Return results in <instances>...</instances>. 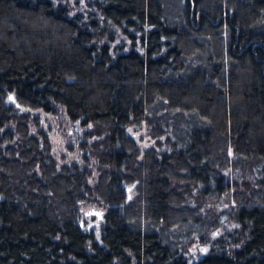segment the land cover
I'll return each instance as SVG.
<instances>
[{"label":"trees","instance_id":"16d2710c","mask_svg":"<svg viewBox=\"0 0 264 264\" xmlns=\"http://www.w3.org/2000/svg\"><path fill=\"white\" fill-rule=\"evenodd\" d=\"M0 264H264V0H0Z\"/></svg>","mask_w":264,"mask_h":264},{"label":"rangeland","instance_id":"374dc122","mask_svg":"<svg viewBox=\"0 0 264 264\" xmlns=\"http://www.w3.org/2000/svg\"><path fill=\"white\" fill-rule=\"evenodd\" d=\"M33 118H38L40 122V127L48 135L50 142L52 144V151L54 157L57 159L60 166L62 165H71L77 164L81 167H84V155L86 154L82 148V139H83V130L77 125L73 124L66 114L63 111H60L57 114H47L43 111H32ZM33 133L36 134L37 127L32 125ZM131 131V130H130ZM132 136L137 140L139 147L142 150H145L149 147L154 146L155 142L147 137L146 131L142 132H132ZM164 151L167 149L164 148ZM92 162L94 166L95 162ZM86 167V166H85ZM95 171V168H93ZM95 173V177H96ZM235 177L242 181H250L252 177L250 176L249 171L241 172L237 171ZM94 182L91 181V184ZM232 191H230L231 193ZM234 192V191H233ZM221 207V206H220ZM84 215V230L87 232L93 233L96 237V240L100 242L101 240V229L104 224L103 216L104 211L98 208L96 205H88L83 210ZM233 226L229 223H225V226L217 229L209 238L217 239L226 233L231 232ZM211 239V240H212ZM208 248L203 246L201 243L195 242V244L190 248V261L195 262L202 255L208 253Z\"/></svg>","mask_w":264,"mask_h":264}]
</instances>
